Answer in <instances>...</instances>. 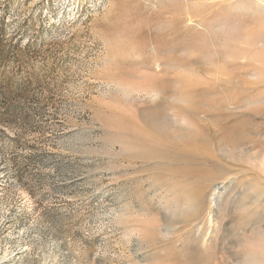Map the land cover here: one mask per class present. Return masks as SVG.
<instances>
[{"label": "rangeland", "instance_id": "obj_1", "mask_svg": "<svg viewBox=\"0 0 264 264\" xmlns=\"http://www.w3.org/2000/svg\"><path fill=\"white\" fill-rule=\"evenodd\" d=\"M0 264H264V0H0Z\"/></svg>", "mask_w": 264, "mask_h": 264}]
</instances>
